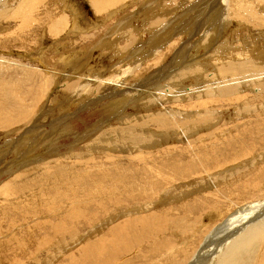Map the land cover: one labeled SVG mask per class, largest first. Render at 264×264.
Returning <instances> with one entry per match:
<instances>
[{"label": "rangeland", "instance_id": "rangeland-1", "mask_svg": "<svg viewBox=\"0 0 264 264\" xmlns=\"http://www.w3.org/2000/svg\"><path fill=\"white\" fill-rule=\"evenodd\" d=\"M235 1L228 2L230 15L213 18L216 10L213 8L211 15L209 9L214 0H128L101 18L93 13L87 0H42L38 8L42 22L47 18L43 16L59 13L64 15V27L68 22L67 30L56 39L42 32L40 24L37 31L32 29L34 35L24 38L9 33L12 24H0V186L10 184L13 175L18 185L0 200V264H62L70 257L69 250L74 256L81 245L95 241L102 245L107 264H191L200 257L201 249L221 246L223 237H217L227 223H237L257 205H264V180L256 190L245 192L236 191L241 181L237 183L232 177L241 172L239 180L247 179L264 167V76L260 81L261 77L239 74L231 81L219 71L223 65L244 61L257 67L254 71L264 70V0H254V4L253 0ZM247 13L263 20L256 24L258 29L249 26L254 21L247 18ZM55 40L63 44L58 46ZM191 63L198 66L195 75L186 72L184 78L169 81ZM17 66L33 68L46 80L37 83L25 74L27 82H20V74L13 70ZM163 87L167 94L157 99V88ZM127 98L136 100L119 107L114 103ZM189 99L195 104H189ZM161 115L170 116V120L177 115L183 121L158 131L155 118ZM114 129L122 131L123 136L115 134ZM187 147L192 148L207 172L202 171ZM175 148L181 158L189 156L193 161L197 168L194 175L167 183L161 174L144 171L146 161L156 160L162 174H168L165 161ZM241 148L250 154L235 164H223ZM67 153L73 156L65 157ZM205 154L210 162H206ZM93 157L88 165L76 162ZM65 161L66 167L44 168L46 163ZM42 170H49L50 176L40 181ZM83 174L87 176L81 177ZM56 184L53 191L40 192L41 185L51 188ZM205 200L209 208L198 210L194 218L181 211L184 205L192 207ZM254 204L255 208L242 213ZM168 211L171 222L156 227ZM72 213L76 222L70 217ZM175 217L191 222L196 219L199 224L184 221L174 225ZM53 218L58 220L62 236L43 231L44 239L51 238L42 241L43 235L38 238L33 229L46 226ZM118 225H129L134 230L116 238L113 234ZM40 240L45 245H40ZM39 245L42 251L33 254L32 249ZM178 248L180 251L173 253ZM246 248H241L236 264H248L250 249ZM44 249L49 250L47 256ZM154 249L156 256L147 253ZM31 255L36 258L33 260ZM204 258L195 262L201 264ZM257 260L264 264V255Z\"/></svg>", "mask_w": 264, "mask_h": 264}, {"label": "bare ground", "instance_id": "bare-ground-1", "mask_svg": "<svg viewBox=\"0 0 264 264\" xmlns=\"http://www.w3.org/2000/svg\"><path fill=\"white\" fill-rule=\"evenodd\" d=\"M49 1V0H48ZM56 1V0H55ZM58 1V0H57ZM64 1V0H63ZM123 1H127L128 2V0H87V2L89 3V5H90V7H91V9H92V11H93V13L95 14V15H97V16H103V15H108L107 13L109 12V10H112L114 7H116L118 4H120L121 2H123ZM142 2H145V1H150V0H141ZM231 1V0H230ZM230 1H228V2H230ZM238 1V0H237ZM237 1H235L236 3H237ZM254 1V0H253ZM54 2V1H53ZM130 2V1H129ZM134 2H135V0H134ZM152 2V1H151ZM228 2H227V0H214V3L212 2V5H211V8L209 9V11H210V14H211V11H212V9L214 8L216 11H215V13H214V17L213 18H215V17H223V16H226V14H228V15H230V12L232 13V11H230L229 10V8H228V6L227 5H229L228 4ZM234 2V3H235ZM247 2H248V0H247ZM43 2H42V0H14L13 2H11V1H9V0H0V24H2V25H4V26H6V25H8V24H12V28H10L9 29V33L10 34H18V35H21L22 37L24 36H28V35H31V34H33V32H32V29H34L35 28V30L37 31L38 30V26H39V24H40V26L42 27V32H46V35H50V36H52V38H55L56 36H61L64 32H65V29L67 28V26H68V22H67V26L66 27H64V25L66 24V21L64 20V15L62 16L60 13H59V15H57V16H50V14H47V15H45V16H43L44 17V20H45V18H46V16H47V18H46V21H41L40 19H39V10H38V8H39V6H41V4H42ZM45 3V2H44ZM47 3V2H46ZM45 3V4H46ZM50 3V2H49ZM51 3H52V0H51ZM54 3H60V1L59 2H54ZM68 3V2H67ZM71 3V2H70ZM69 3V4H70ZM124 3V2H123ZM249 3V2H248ZM255 3V1L252 3V4H254ZM61 4V3H60ZM122 4V3H121ZM120 4V5H121ZM126 4H128V3H126ZM131 4V3H130ZM133 4V3H132ZM158 4V3H157ZM47 5V4H46ZM45 5V6H46ZM53 5V4H52ZM49 6V7H53V6ZM61 5H65V4H61ZM68 5V4H67ZM71 6H72V4H70ZM69 5V6H70ZM247 5V4H246ZM57 6V5H56ZM56 6H54V7H56ZM159 6V5H158ZM233 6V5H232ZM257 6H259L260 7V5H257ZM48 7V8H49ZM58 8H60V6H57ZM74 7V6H73ZM234 7V6H233ZM242 7V6H241ZM47 8V7H46ZM62 8V7H61ZM75 8V7H74ZM204 8H206L207 9V5H205L204 6ZM235 8V7H234ZM237 8V7H236ZM251 8V7H250ZM256 8V7H255ZM260 8H262V7H260ZM259 8V9H260ZM43 9V8H42ZM50 9V8H49ZM56 9V8H55ZM114 9H116V8H114ZM123 9H124V7H123ZM240 9V8H239ZM243 9V8H242ZM241 9V10H242ZM246 9V8H245ZM34 10H35V13H34ZM70 10H72V9H70ZM74 10H76V12H78L77 11V8L76 9H74ZM74 10H72V12L74 13ZM120 10V9H119ZM232 10H233V8H232ZM44 11V10H43ZM69 11V10H68ZM240 11V10H239ZM248 11V10H247ZM253 11V10H252ZM41 12H42V10H41ZM47 12V11H46ZM59 12V11H58ZM75 12V13H76ZM112 12V11H111ZM114 12H117V11H114ZM119 12V11H118ZM249 12V11H248ZM259 12H260V10H259ZM263 12H264V10H263ZM51 13H53V12H51ZM67 13V12H66ZM73 13H72V15H73ZM74 13V14H75ZM79 13V12H78ZM113 13V12H112ZM209 13V12H208ZM242 13V12H241ZM45 14V13H44ZM43 14V15H44ZM55 14V13H54ZM80 14V13H79ZM113 15V14H112ZM212 15V14H211ZM231 15H233V14H231ZM247 15V18L249 19V20H251V21H254L253 22V24H251V23H249V21H247V20H245L244 22H246L247 24L249 23V26H251V27H253L254 29H258L259 28V26H257L256 24L257 23H260V24H262L263 23V20H259L260 18L259 17H255V16H253L252 14H246ZM263 16H264V13L262 14ZM74 16V15H73ZM77 16V15H76ZM111 15H109V18H111L110 17ZM242 16V15H241ZM72 17V16H71ZM232 17V16H231ZM245 17V16H244ZM102 18V17H101ZM242 18H243V16H242ZM78 19V18H77ZM112 19V18H111ZM221 19V18H220ZM228 19V18H227ZM233 19V18H232ZM70 20V19H69ZM74 20V19H73ZM130 20V19H129ZM153 20V19H152ZM215 20V19H214ZM77 21V20H76ZM120 21V20H119ZM217 21V20H216ZM224 21V20H223ZM227 21V20H226ZM235 21V20H234ZM46 22H48V24L45 26V25H43V24H46ZM153 22V21H152ZM151 22V23H152ZM155 22V21H154ZM153 22V24H155ZM232 22V21H231ZM71 23V22H70ZM127 23H129V21L127 22ZM208 23H210V22H208ZM212 23V22H211ZM228 23V22H227ZM72 24H75V23H73V21H72ZM79 24V23H78ZM159 24V23H158ZM251 24V25H250ZM218 25V24H217ZM158 26V25H157ZM219 26V25H218ZM264 26V25H263ZM79 27H82L81 25H79ZM119 27V26H118ZM125 27V26H124ZM214 27V26H213ZM73 28V27H72ZM83 28V27H82ZM123 28V27H122ZM223 28V27H222ZM3 29H4V27H3ZM41 29V28H40ZM73 29H75V27L73 28ZM78 29V28H77ZM77 29H76V31H77ZM208 29V28H207ZM209 29H210V27H209ZM218 29V28H217ZM225 29V28H224ZM35 30H33V31H35ZM67 30V29H66ZM214 30V29H213ZM216 30V29H215ZM40 31V30H39ZM38 31V32H39ZM118 31V30H117ZM41 32V31H40ZM81 32V31H80ZM116 32V31H115ZM35 33V32H34ZM78 33V32H77ZM214 33V32H213ZM45 34V33H44ZM34 35V34H33ZM32 35V36H33ZM39 36H40V33L38 34ZM65 35V34H64ZM77 35V34H76ZM213 35V34H212ZM35 36H36V33H35ZM74 36V35H73ZM112 35H110V37H111ZM23 37V38H24ZM44 37H46V36H44ZM76 37H78V36H76ZM213 37V36H212ZM21 38V37H20ZM19 38V39H20ZM56 38H58V37H56ZM55 38V39H56ZM79 38H80V36H79ZM90 38V37H89ZM33 39V38H32ZM35 39V38H34ZM38 39V38H37ZM64 39V38H63ZM40 40H42V38L40 39ZM60 40H62V39H60ZM66 40V39H65ZM79 41H80V39H78ZM35 41H36V39H35ZM37 41H39V39L37 40ZM56 41V40H55ZM59 41V40H58ZM41 42H43V41H41ZM62 42V41H61ZM72 42H74V41H72ZM55 43V42H54ZM76 43V42H75ZM42 44V43H41ZM56 44L58 45L59 44V42L57 43V41H56ZM61 45L63 44V43H60ZM54 45V44H53ZM61 45H58V46H61ZM30 46V45H29ZM56 46V45H55ZM65 46V45H64ZM54 48V47H53ZM7 49H10V48H7ZM73 49V48H72ZM60 50V49H59ZM67 50V49H66ZM44 54V53H43ZM60 55V54H59ZM63 56V55H62ZM163 56V55H162ZM59 57V56H58ZM70 60V59H69ZM187 61V60H186ZM40 62V61H39ZM42 62H44V60H42ZM59 62H61V61H59ZM229 62V61H228ZM31 63V62H30ZM190 63V62H189ZM253 63V62H252ZM44 65V64H43ZM192 65V63L190 64V66H189V68L187 69V70H185V72H180V73H175L174 74V76H173V78H171V80H169V81H171V82H173V81H175V80H177V79H179V78H184L185 76H186V72H189L191 75H195V73H197L198 72V66H191ZM195 65V64H194ZM16 67V66H15ZM255 68H257V67H255V66H253L251 63H250V61H244L243 63H241V64H235V65H232V64H227V65H223L222 67H220V73H222V74H224V75H227V77L228 78H230V80L231 81H233V80H235V79H237V77L238 76H241V75H239V74H243V75H246V77H248V78H250V77H261V78H259L260 79V81H261V79H262V77L264 76V70H260V71H254V69ZM262 68V67H261ZM170 69H173V68H170ZM175 69V68H174ZM13 70H15L16 71V73L17 74H20V77H19V80H20V82H27V80H26V78H25V74H29V75H31L32 76V81H37V83H38V81L39 80H42L43 81V79H41V77H40V75L39 74H37L34 70H33V68L32 69H30V68H18V66H17V68H15V69H13ZM47 72V71H46ZM45 72V73H46ZM50 74V73H49ZM251 74V75H250ZM172 75H173V73H172ZM44 76V75H43ZM45 77V76H44ZM49 77V76H48ZM17 78V77H16ZM31 78V77H30ZM29 78V79H30ZM54 79V78H53ZM167 79V78H166ZM196 79V78H195ZM46 80V79H45ZM44 80V81H45ZM97 80V79H96ZM16 81V80H15ZM43 81V82H44ZM69 81V80H68ZM168 81V80H167ZM168 81V82H169ZM264 81H262V83H263ZM39 83H41V82H39ZM170 83V82H169ZM18 84V83H17ZM60 84H62V83H60ZM60 84H59V86H60ZM64 84V83H63ZM45 85V84H44ZM54 85V84H53ZM66 85V84H65ZM91 85V84H90ZM169 85V84H168ZM46 86V85H45ZM44 86V87H45ZM54 86H56V85H54ZM61 86H64V85H61ZM67 86V85H66ZM82 86V85H81ZM87 86H89L88 84H87ZM43 87V88H44ZM101 87V86H100ZM109 87V86H108ZM43 88H39L40 90H43ZM51 88V87H50ZM54 88V87H53ZM83 88V87H82ZM85 89H86V87H84ZM84 88H83V91H84ZM90 88V87H89ZM88 88V89H89ZM168 88V87H167ZM173 88V86H170V89H172ZM183 87H181V89H182ZM47 89H48V87H47ZM60 89H63L64 91H65V89L64 88H60ZM163 89H165L164 87L161 89V88H157V90L159 91V92H157V94H160V95H157V99H159L162 95L164 96L165 94H164V90ZM184 89V88H183ZM0 90H2V89H0ZM49 90V89H48ZM47 90V91H48ZM81 90V89H80ZM167 90V89H166ZM63 91V92H64ZM79 91V90H78ZM178 91H179V89H178ZM37 92V86H36V88H35V92L34 93H36ZM82 92V91H81ZM93 92V91H92ZM160 92H162V93H160ZM185 92V91H184ZM166 93V92H165ZM170 93V92H169ZM168 93V94H169ZM174 93V92H173ZM172 93V94H173ZM177 93V92H176ZM179 93V92H178ZM201 93H206L205 91H201ZM0 94H2L1 92H0ZM47 94V93H46ZM49 94V93H48ZM83 94V93H82ZM81 93L79 94V95H82ZM131 93H123V95H125V96H129ZM167 94V93H166ZM117 95V94H116ZM44 96V95H43ZM139 96H141V94L139 95ZM171 96H174V94L173 95H171ZM177 97V96H176ZM179 97V96H178ZM254 97V96H253ZM257 97V96H256ZM255 97V98H256ZM116 98V97H115ZM241 98V97H240ZM101 99H103V98H101ZM114 99V98H113ZM256 99H258V97L256 98ZM122 100H125V99H122ZM136 99H133V98H127V100L126 101H120V99H117V101L116 102H114V103H116V105L119 107L122 103H124V105L125 104H130V103H132V101H135ZM161 100H165V99H163V98H161ZM183 100V99H182ZM210 99H208V101H209ZM211 100H212V98H211ZM35 103L38 101V97H35ZM52 101V100H51ZM159 101V100H158ZM189 104H195V101L193 100V99H189L188 101H187ZM110 107H113V105L110 103V105H109ZM122 106V105H121ZM186 118H189V117H186ZM184 119H185V116H184ZM177 120H182L181 118L180 119H178V116L176 115V116H174V118L172 119V120H170V116H168V115H161V116H159V117H157V118H155V122H156V124L158 125V131H165L166 129H169V128H172L173 127V125H174V123L177 121ZM183 121V120H182ZM264 125V124H263ZM29 128V127H28ZM118 129H119V127H117ZM117 128H116V130H117ZM114 131H115V129H114ZM115 134H117L119 137H121V136H123V134H122V131H115ZM175 149H177L176 151H174L173 153H171L170 155H172L171 157H167V160L165 161V166H166V168H168L169 169V171H167L168 172V174H162V172H161V169H160V167H159V165H158V161H156V160H149V161H146L145 163H144V167H145V169H144V171L145 172H147L148 174H149V171L150 172H154V173H156V174H161V177H164L166 180H167V183L168 182H171V181H174V180H176V179H178V178H182L183 176H190V175H194L195 173H196V171H197V168H196V166H195V164L193 163V161H191V159L189 158V156H188V158H186V157H183V158H181V154H180V152L178 151V148H175ZM187 149H188V151H190V153L192 154V156H193V158H194V160L198 163V165L201 167V169H202V171L203 172H207L203 167H202V165H201V163L199 162V160H198V158L196 157V155H195V153H194V151L192 150V148L191 147H187ZM246 150V148L244 149V148H241V149H238V150H236L235 151V153H236V156H234L233 158H231V160H229V161H226V162H224L223 164H227V163H230V165H232L231 163H233V164H235V162H238L239 161V158H241V157H246V156H248V154H250L249 153V150H248V153L246 152V153H244V151ZM66 156L65 157H67V156H73V155H71V154H69V153H67V154H65ZM174 156H176V157H174ZM141 158L142 157H139L138 158V161H140L141 160ZM144 158H148V157H144ZM166 159V158H165ZM93 160H94V157L93 158H89V159H86V160H77L76 162L78 163V164H80V165H88L89 163H91V162H93ZM205 160H206V162H210L211 161V159L209 158V156L207 155V154H205ZM67 163L68 162H66L65 161V163L64 164H60V163H46V164H44V168H48V167H66V165H67ZM222 164V165H223ZM238 165V164H237ZM233 167V166H232ZM217 168V167H216ZM240 169H242V168H240ZM14 170V169H13ZM12 171V170H11ZM11 171L9 172L10 174H11ZM239 171V170H238ZM259 172L258 173H253V175H248L249 176V178H247V179H243V180H239V179H242V175H243V173H241V172H238V173H241L240 175L238 174V173H236V174H234V175H232V177H234L235 178V181L237 180V183L239 182V181H241L240 182V184H238V186H235V187H237V189H236V191H251V190H256L257 189V187L258 186H261L262 185V181L264 180V167H262V168H260L259 170H258ZM246 172V171H245ZM15 173V172H14ZM9 174V175H10ZM13 174V173H12ZM248 174H249V172H248ZM244 175H246V174H244ZM16 175H13L12 176V181H11V183L10 184H7V185H3V186H0V200L1 199H3L8 193H10V192H12V190H14V189H17L18 188V185H16V183L14 182V177H15ZM50 176V172H49V170H42L40 173H39V175H38V177H39V179H40V181H42V179L43 180H45L47 177H49ZM83 176H87L86 174H83V175H81V177H83ZM247 176V175H246ZM244 178H245V176H244ZM9 180V179H8ZM9 181V182H10ZM58 182V181H57ZM67 182H69V184H70V181H67ZM84 184H85V187H88V185H87V181H86V178H84ZM5 184V183H4ZM58 184V183H57ZM57 184L55 185V186H53V187H51V188H48V186H40V192H49V191H53L54 189H55V187L57 186ZM66 184V183H65ZM260 188V187H259ZM261 189V188H260ZM259 191V190H258ZM257 191V192H258ZM261 192V191H260ZM203 193V192H202ZM218 193V192H217ZM205 194V193H204ZM259 194V193H258ZM262 194V193H261ZM220 195V194H219ZM260 197H261V195H260ZM258 199H260V198H258ZM213 200V199H212ZM226 200V199H225ZM253 200H255V199H253ZM195 201V200H194ZM199 201V200H198ZM201 201V200H200ZM227 201H228V199H227ZM226 201V202H227ZM233 201V200H232ZM257 201V200H256ZM211 202V201H210ZM229 202V201H228ZM245 202V201H244ZM249 201H247V203H248ZM3 202H1L0 201V204H2ZM160 203V202H159ZM201 203V202H200ZM213 203V202H212ZM225 203V202H224ZM193 204V203H192ZM209 202H208V200L206 201L205 200V202L204 203H201V204H193L192 205V207L191 206H188V207H185V205H184V207L182 208V210L181 211H183V212H185V213H187L188 215L189 214H192L193 216V218L195 217V213H197L198 212V210H201V211H204V210H206V209H208L209 208ZM223 204V203H222ZM222 204H221V206H222ZM234 204V203H233ZM232 204V205H233ZM237 204V203H236ZM259 204V203H258ZM239 205H240V203H239ZM244 205H246V204H244ZM183 206V205H182ZM220 206V205H219ZM228 206V205H227ZM244 207H246V206H244ZM243 207V208H244ZM255 208V204H254V206H252V207H249V208H245L244 209V212H242L243 214L245 213V211H248L250 208ZM232 208V207H231ZM237 208V207H236ZM243 208H242V210H243ZM259 208H261L257 213H253L255 210H258ZM179 209V208H178ZM227 209H229V207L227 208ZM235 209V208H234ZM225 210H226V208H225ZM224 210V211H225ZM235 211H237V210H235ZM238 211H241L240 209L238 210ZM252 212V213H251ZM133 213V212H132ZM169 213H171L170 211H168L167 212V214H166V216L165 217H163V218H161V219H159L158 220V222H157V225H156V227H158L159 225H162V226H165L166 225V223L167 222H171V218L169 217ZM179 213V212H178ZM180 213H182V212H180ZM201 213H203V212H201ZM55 215L56 214H53V216L52 217H55ZM173 215V214H172ZM177 215V214H176ZM201 215V214H200ZM226 215V214H225ZM237 215V214H236ZM180 216V215H179ZM186 216V215H185ZM241 216V215H240ZM239 216V217H240ZM72 219H73V222H76L77 221V218H76V215L74 214V213H72L71 214V216H70ZM177 217V216H176ZM175 217V218H176ZM200 217H202V216H200ZM213 217V216H212ZM198 219V218H197ZM202 219V218H201ZM232 220H234V218L232 217L231 218ZM174 220V219H173ZM173 220H172V223H174V225H176V223L177 222H179V223H183L184 221H187L188 223H190V224H192V225H194V223H198V221L197 222H195L196 221V219H193L194 221H190V220H188L187 218H182V217H180V218H176L175 220H174V222H173ZM164 221H166V222H164ZM73 222H71L72 224H73ZM128 222L129 223H131V220L129 219L128 220ZM224 223V222H223ZM186 224V223H185ZM199 224V223H198ZM225 225V224H224ZM236 225H238L237 227H236ZM161 226V227H162ZM203 226V225H202ZM236 227V229H233V228H235ZM183 227H181V229H182ZM202 227H200V229H201ZM204 228V227H203ZM157 229V234L159 233V235H160V233H161V231L159 232V229L158 228H156ZM166 229V227H163V230L164 231H166L165 230ZM176 229V228H175ZM211 229V228H210ZM210 229H207V230H210ZM134 230V228H129V225H118L117 227H116V231H115V233L113 234V236L114 237H116V238H120V237H123V236H126L129 232H131V231H133ZM162 230V233L164 232ZM189 230V229H188ZM234 230H235V232H234ZM33 231H34V233H36L37 235H38V238H39V236H41V235H43V236H41L42 238L41 239H43L42 241H44L45 240V242H46V240H48V238H51V237H46L47 239H44L45 238V234H44V232H47V234H49V233H53V235H55L56 233L58 234V233H60V236H62L61 235V232H60V229H59V227H58V220H56V219H52L46 226H43V227H39V226H37V227H35L34 229H33ZM44 231V232H43ZM172 231V230H171ZM203 231V230H202ZM49 232V233H48ZM55 232V233H54ZM168 232V231H167ZM175 232V231H174ZM188 232V231H187ZM214 233H215V231H213ZM79 233V232H78ZM190 233V232H189ZM203 233V232H202ZM208 233V232H207ZM169 234V233H168ZM168 234H166V235H168ZM51 235V234H50ZM84 235V234H83ZM176 235V234H175ZM181 235V234H180ZM189 235V234H188ZM199 235H200V232H199ZM198 235V237H200ZM215 235V234H214ZM52 236V235H51ZM57 236V235H56ZM56 236H53V237H56ZM80 236V235H79ZM169 236V235H168ZM76 237L78 238V236L76 235ZM81 237H82V234H81ZM80 237V238H81ZM84 237V236H83ZM160 237V236H159ZM197 237V238H198ZM204 237V236H203ZM210 237V236H209ZM217 237V236H216ZM215 237V238H216ZM220 237H223L222 239L220 238ZM38 238H36L37 240H38ZM58 238H61V237H58ZM169 238V237H168ZM192 238V237H191ZM205 238V237H204ZM206 238H208V237H206ZM211 238V237H210ZM209 238V239H210ZM217 238H220L221 240H223V242H221L222 244H221V246L220 247H218V248H216L217 247V245H215L216 247H214V246H209V247H207V248H204V249H201L200 250V252H199V255H200V257L202 258H208L209 257V259L208 260H206L205 258V260L201 263V264H236L237 263V260H239V259H237V258H239L238 257V255L240 256V253L242 252V250H241V248L242 249H245L246 247H249V248H246V249H250L249 251H250V254H249V259H248V264H258V260H257V257H259L260 256V254L261 255H264V205H262V203L258 206L257 205V207L255 208V209H253V210H250V213L249 214H247L246 216H244V217H242L241 219H238V222L237 223H232V221H231V223H227V226H225V228L224 229H222L220 232H219V234H218V237ZM54 239V238H53ZM52 239V240H53ZM70 239V238H69ZM158 239V238H157ZM211 239H213L214 240V238L212 237ZM51 240V239H50ZM58 240V239H57ZM60 240V239H59ZM182 240V239H181ZM199 240V239H198ZM197 240V241H198ZM205 240V239H204ZM219 240V239H218ZM218 240H217V242H218ZM36 241V240H35ZM35 241L34 242H32L33 243V245H35ZM41 241V240H40ZM41 241V243H40V245H45L43 242ZM49 241V240H48ZM55 241V240H54ZM63 240H61V242H62ZM83 241V240H82ZM82 241H81V243H82ZM157 241H159V239L157 240ZM188 241H190V240H188ZM207 241V240H206ZM210 241H212V240H210ZM160 242V241H159ZM162 242V241H161ZM183 242V241H182ZM186 242V241H185ZM196 242V241H195ZM203 242H205V241H203ZM209 242V241H208ZM214 242V241H213ZM32 243H31V245H32ZM43 243V244H42ZM49 243V242H48ZM59 243V242H58ZM65 243V242H64ZM70 243H72V242H70ZM155 243V242H154ZM163 243V242H162ZM168 243H170L169 241L167 242V244ZM188 243V242H187ZM194 243V242H193ZM216 243V242H215ZM54 244H56V242H54ZM67 244V243H66ZM194 244H197V243H194ZM213 244V243H212ZM211 244V245H212ZM24 245V244H23ZM23 245H21V247L23 246ZM40 245L37 247V248H35V249H32V251H33V254L34 253H36V251L38 250H41L42 251V249L43 248H41L40 247ZM68 245V244H67ZM70 245V244H69ZM78 245V244H77ZM76 245V246H77ZM171 245V244H170ZM198 245V244H197ZM202 245V244H201ZM204 245V244H203ZM253 245H255V246H253ZM63 246V245H62ZM72 246V245H71ZM81 246H83V245H81ZM81 246L79 247V249L77 250V253L73 256V254L71 253V251L69 252L68 250V254L70 255V257L68 258V259H65V260H63V261H61V263L62 264H90V263H92V264H107V263H105V259H104V255H103V247H102V245L101 244H99V242L98 241H95V242H93L92 244H86L84 247H82L81 248ZM172 246V245H171ZM181 246V245H180ZM20 247V246H19ZM18 247V248H19ZM166 247V246H165ZM183 247V246H182ZM199 247V246H198ZM197 247V248H198ZM212 247H214V248H212ZM244 247V248H243ZM28 248L30 249V247H29V245H28ZM28 248H26V249H28ZM48 248V247H47ZM46 248V249H47ZM74 248V247H73ZM76 248V247H75ZM1 249V248H0ZM5 249V248H4ZM17 249V248H16ZM21 249V248H20ZM19 249V250H20ZM26 249H24V250H26ZM66 249H68V247H66ZM135 249V248H134ZM133 249V250H134ZM180 249L181 248H178V249H174L173 250V253H174V251L175 250H178V251H180ZM183 249V248H182ZM6 250V249H5ZM23 250V251H24ZM45 250V249H44ZM72 250V249H71ZM74 250V249H73ZM27 251V250H26ZM46 251V250H45ZM189 251V250H188ZM187 251V252H188ZM196 251V250H195ZM244 251V250H243ZM16 252V251H15ZM14 252V253H15ZM31 252V251H30ZM17 253V252H16ZM39 253V252H38ZM37 253V254H38ZM45 253V252H44ZM49 253V250H47L46 251V256H47V254ZM75 253V252H74ZM147 253H149V254H151V255H157V250L156 249H154V250H152V251H149V252H147ZM1 254H4V251H3V253H1ZM27 254V253H26ZM31 254H32V252H31ZM128 254V253H127ZM190 254V253H189ZM28 255V254H27ZM45 255V254H44ZM126 255V254H125ZM177 255V254H176ZM194 255V254H193ZM4 256V255H3ZM18 256V255H17ZM29 256V255H28ZM32 256V255H31ZM30 256V257H31ZM38 256V255H37ZM40 256V255H39ZM160 256V255H159ZM182 256V255H181ZM198 256V255H197ZM14 257V256H13ZM22 257V256H21ZM50 257V256H49ZM200 257H198V259H194L193 261H191L192 263L191 264H197V262H198V260H199V258ZM244 257V256H243ZM1 258V257H0ZM33 260H34V258H36L35 257V255H33L32 257H31ZM39 258V257H38ZM147 258V257H146ZM150 258V257H149ZM153 258V257H152ZM161 258H162V256H161ZM195 258V257H194ZM248 258V257H247ZM5 259V258H4ZM32 259H29V260H32ZM42 259V258H41ZM189 259H190V257H189ZM14 260V259H13ZM13 260H12V262H13ZM16 260V259H15ZM28 260V261H29ZM159 260H161V259H159ZM197 260V262H195ZM1 261H2V258H1ZM28 261H26V262H28ZM38 261H39V259H38ZM93 261V262H92ZM96 261V262H95ZM158 261V260H157ZM182 261H184V258H183V260ZM242 261V260H241ZM20 262V261H19ZM89 262V263H88ZM156 262V261H155ZM161 262V261H160ZM179 262V261H178ZM14 263V262H13ZM29 263H31V261H29ZM175 263V262H174ZM15 264H17V263H15ZM158 264V263H157ZM165 264V263H164ZM243 264V263H242Z\"/></svg>", "mask_w": 264, "mask_h": 264}]
</instances>
